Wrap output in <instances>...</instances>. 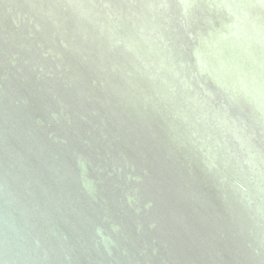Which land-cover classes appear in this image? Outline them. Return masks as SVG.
Instances as JSON below:
<instances>
[{
  "label": "water",
  "instance_id": "obj_1",
  "mask_svg": "<svg viewBox=\"0 0 264 264\" xmlns=\"http://www.w3.org/2000/svg\"><path fill=\"white\" fill-rule=\"evenodd\" d=\"M0 264H264V0H0Z\"/></svg>",
  "mask_w": 264,
  "mask_h": 264
}]
</instances>
